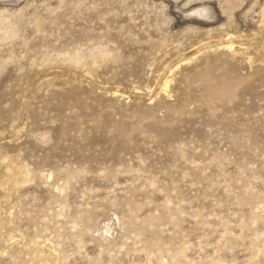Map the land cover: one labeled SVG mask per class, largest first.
I'll return each mask as SVG.
<instances>
[{"label": "rangeland", "instance_id": "obj_1", "mask_svg": "<svg viewBox=\"0 0 264 264\" xmlns=\"http://www.w3.org/2000/svg\"><path fill=\"white\" fill-rule=\"evenodd\" d=\"M0 264H264V0H0Z\"/></svg>", "mask_w": 264, "mask_h": 264}, {"label": "bare ground", "instance_id": "obj_2", "mask_svg": "<svg viewBox=\"0 0 264 264\" xmlns=\"http://www.w3.org/2000/svg\"><path fill=\"white\" fill-rule=\"evenodd\" d=\"M168 83H166V87H167Z\"/></svg>", "mask_w": 264, "mask_h": 264}]
</instances>
